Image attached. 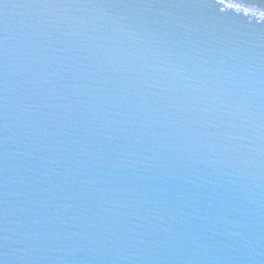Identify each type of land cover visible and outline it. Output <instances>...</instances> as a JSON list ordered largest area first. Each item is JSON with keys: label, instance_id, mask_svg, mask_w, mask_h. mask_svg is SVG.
I'll use <instances>...</instances> for the list:
<instances>
[{"label": "water", "instance_id": "obj_1", "mask_svg": "<svg viewBox=\"0 0 264 264\" xmlns=\"http://www.w3.org/2000/svg\"><path fill=\"white\" fill-rule=\"evenodd\" d=\"M0 264H264V0H0Z\"/></svg>", "mask_w": 264, "mask_h": 264}, {"label": "snow or ice", "instance_id": "obj_2", "mask_svg": "<svg viewBox=\"0 0 264 264\" xmlns=\"http://www.w3.org/2000/svg\"><path fill=\"white\" fill-rule=\"evenodd\" d=\"M229 7H231V5H229ZM245 14H247V13H245Z\"/></svg>", "mask_w": 264, "mask_h": 264}]
</instances>
